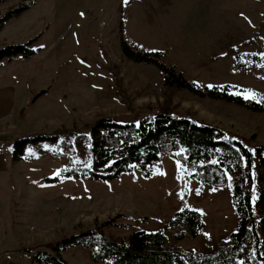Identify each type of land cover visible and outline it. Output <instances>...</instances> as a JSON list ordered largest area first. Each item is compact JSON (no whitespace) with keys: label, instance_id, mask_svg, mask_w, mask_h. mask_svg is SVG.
<instances>
[{"label":"rangeland","instance_id":"rangeland-1","mask_svg":"<svg viewBox=\"0 0 264 264\" xmlns=\"http://www.w3.org/2000/svg\"><path fill=\"white\" fill-rule=\"evenodd\" d=\"M21 5L1 4L0 18ZM33 39L34 55L0 65V100L12 103L8 114L0 106V264H37L23 249L53 253L47 243L115 216L129 227L106 234L162 231L172 249L213 253L238 226L230 182L203 183L192 176L197 165L170 156L147 177L134 167L105 180L62 178L64 161L30 151L45 140L26 142L18 159L13 144L62 128L88 133L85 126L102 117L137 122L159 112L166 75L129 59L127 46L153 59L163 54L160 62L194 89L228 88L247 104L181 89L171 98L175 116L219 127L251 149L264 146V0H37L0 23V48ZM252 177L254 203L255 165ZM184 210L204 223L195 236L169 225ZM59 255L69 264H103L80 246Z\"/></svg>","mask_w":264,"mask_h":264},{"label":"trees","instance_id":"trees-1","mask_svg":"<svg viewBox=\"0 0 264 264\" xmlns=\"http://www.w3.org/2000/svg\"><path fill=\"white\" fill-rule=\"evenodd\" d=\"M9 1L12 0H0V5ZM13 1L23 5L5 13L0 23L20 15L37 0ZM34 41L0 48V65L3 60L16 56L30 58L39 50L30 48ZM123 48L132 61L155 65L166 75V98L159 112L137 122L102 117L85 126L88 133L62 128L50 136H24L14 142L13 158H21L24 150L20 148L26 142L33 148L37 141L45 140V144L29 149L40 156L64 161L59 176L105 180L134 167L143 176H150L154 164L164 156H170L183 165H197V172L192 176L203 183L215 186L231 183L238 226L211 254L172 249L166 245L167 238L162 231L136 230L129 236L106 234L105 228L129 227V223H118V216L96 223L93 229L47 243L46 247L53 253L29 248L23 251L30 253L32 262L37 264H69L59 255V251L68 246H80L89 252L93 261L103 264H264V215L261 214L264 209V146L251 149L240 140L226 136L219 127L175 116L171 107L173 94L181 89H191L201 97L224 99L243 106L246 102L240 96L228 93V88L194 89L172 67L167 68L160 62L164 56L161 53H156L153 59L149 53L130 52L127 46ZM250 58L258 60L257 56ZM253 165L259 181V193L254 203L251 201ZM56 180L57 177L49 179L51 182ZM169 225H182L186 231L183 230L181 235L188 232L195 236L204 223L197 212L184 210L176 212Z\"/></svg>","mask_w":264,"mask_h":264},{"label":"crops","instance_id":"crops-1","mask_svg":"<svg viewBox=\"0 0 264 264\" xmlns=\"http://www.w3.org/2000/svg\"><path fill=\"white\" fill-rule=\"evenodd\" d=\"M3 99L5 100V98H3ZM2 100H0V106L3 109V114H8L10 112V110L12 109V107H10L12 105V103L8 98V102L4 103L5 105H3L4 100L3 101ZM1 103H2V105H1Z\"/></svg>","mask_w":264,"mask_h":264}]
</instances>
